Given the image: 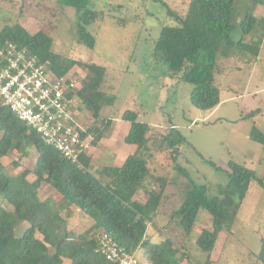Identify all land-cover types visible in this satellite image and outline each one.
<instances>
[{
	"label": "trees",
	"instance_id": "trees-1",
	"mask_svg": "<svg viewBox=\"0 0 264 264\" xmlns=\"http://www.w3.org/2000/svg\"><path fill=\"white\" fill-rule=\"evenodd\" d=\"M152 1L160 3L166 13L151 51L152 61L164 65L170 77L192 86L189 102L193 107L203 112L215 109L220 103L215 76L224 72L222 60L234 59L245 64L258 61L264 48V15L246 11L238 20L237 0H189L183 13L160 0ZM241 1L252 8L264 6V0ZM56 3L60 8L74 10L77 39L91 54L95 37L87 28L101 23L104 12L92 8L91 0H56ZM121 21V25L126 23ZM6 43L35 55L56 77L67 76L75 66L86 71L75 92V108L86 109L99 124L80 131L82 138L90 137L92 147L97 146L112 124L111 119L100 115L103 107H111L114 102L100 90L106 68L93 63L91 55L84 62L53 52L50 35L42 31L30 34L19 23L0 29V49ZM259 114L260 109L256 108L241 118L253 120ZM120 119L129 124L123 141L134 147L133 153L121 166H102L93 171L87 153L79 157L81 167L65 160L0 101V159L12 152L18 160L31 150L35 153L32 170L16 175L7 172L0 162V264H114L99 253L96 237L101 234L108 235L125 253L137 258L140 253L147 264H213L211 254L219 234L232 232L250 184L264 192V178L229 160L226 169L221 170L227 183L217 188L216 195H208L206 186L194 184L178 163L182 145L203 157L170 120L161 145L168 150L172 170L188 179L191 186L179 204L164 211L165 180L158 178L159 190H149L146 200L140 203L135 197L151 174L147 166L151 157L147 136L150 127L138 120L137 112L124 111ZM249 139L264 145V134L255 125L249 131ZM17 167L18 162L14 161L12 169ZM28 174L34 176L32 181L26 179ZM43 185L51 186L59 196L55 205L49 206L40 199L38 190ZM201 211L210 216V227L200 228L194 234ZM75 213L89 221L85 231H70L68 220ZM158 213L167 218L162 227L155 220ZM189 241L204 254L203 261L188 253ZM259 243L255 259L264 264V237L259 238Z\"/></svg>",
	"mask_w": 264,
	"mask_h": 264
},
{
	"label": "rangeland",
	"instance_id": "rangeland-1",
	"mask_svg": "<svg viewBox=\"0 0 264 264\" xmlns=\"http://www.w3.org/2000/svg\"><path fill=\"white\" fill-rule=\"evenodd\" d=\"M160 1L170 9L183 13L189 0ZM90 6L105 14L101 23L87 28L95 37L91 54L77 39L74 10L60 8L56 0H0V29L19 23L30 34L42 31L53 38V52L84 62L91 55L93 63L106 68L100 90L112 97L114 102L111 107H103L100 113L101 117L111 119L112 124L96 147L101 151V157L96 156L95 159L99 166L117 165L120 157L131 154L133 147L123 141L126 134L124 125L127 123L120 119V115L124 111H133L138 113L140 122L150 127L147 136L151 144V157L147 162L151 174L135 197L138 202L146 200L149 190H159L156 179L161 178L165 180L163 196L166 197L162 210L168 211L179 204L191 186L188 179L172 170L168 150L164 144L161 145L162 136L168 133L170 120L203 157H198L190 147L182 145L178 163L186 169L194 184L206 186L208 195H216L217 188L227 183V177L221 170L226 169L229 160L243 164L258 177L264 178V145L249 139L252 125L264 134V48L256 62L251 60L245 64L234 59L222 60L220 65H223L224 72L215 76L220 89V103L215 109L203 112L189 102L192 86L170 77L164 65L152 61L151 51L166 17L160 3L152 0H91ZM235 8L238 20L246 11L256 16L264 15L263 5L252 8L237 0ZM121 20L126 23L119 24ZM85 73V70L75 66L68 75L80 84ZM256 108L260 109V114L253 120L241 118V115ZM84 110L83 118L78 115L84 127L89 124L99 127L91 118V113ZM14 161L18 162L16 169H12ZM0 162L7 172L16 175L23 170H32L35 153L31 150L18 160L12 152ZM26 179L32 181L34 176L28 174ZM38 192L40 199L49 206L59 201V196L49 185L41 186ZM74 216L68 220L70 231H85L89 226L87 218L79 213ZM155 220L162 227L167 218L158 213ZM194 227V234L200 228L210 227L207 212L199 213ZM152 232L149 228L148 233ZM260 237H264V192L252 183L232 232L218 236L211 254L213 264H259L255 254L260 247ZM187 247L194 259L203 261L204 254L196 250L192 241L187 243ZM137 256L142 264H147L140 253ZM181 261L184 263L183 258Z\"/></svg>",
	"mask_w": 264,
	"mask_h": 264
},
{
	"label": "built area",
	"instance_id": "built-area-1",
	"mask_svg": "<svg viewBox=\"0 0 264 264\" xmlns=\"http://www.w3.org/2000/svg\"><path fill=\"white\" fill-rule=\"evenodd\" d=\"M79 82L70 75H52L39 59L26 49L6 43L0 49V101L14 116L26 123L61 156L81 167L79 157L87 153L90 141L74 120ZM101 256L114 264H142L122 251L106 234L98 235Z\"/></svg>",
	"mask_w": 264,
	"mask_h": 264
},
{
	"label": "crops",
	"instance_id": "crops-1",
	"mask_svg": "<svg viewBox=\"0 0 264 264\" xmlns=\"http://www.w3.org/2000/svg\"><path fill=\"white\" fill-rule=\"evenodd\" d=\"M76 111H77V114H75V116H74V120L77 122V125H79V127L80 126H82V130H85L89 125H91V124H89V125H87L86 127H84V124H83V121H82V118H83V116H84V112H85V110L84 109H82V110H80V109H76ZM101 113V112H100ZM82 115V118H80V117H78V115ZM78 117V118H77ZM103 118V117H102ZM104 118H106V117H104ZM108 118V117H107ZM82 122V123H81ZM127 123V122H126ZM124 129H125V132L124 133H126L125 135H124V137L127 135V133H128V130H129V124L127 123L126 125H124ZM88 140L90 139V137H88L87 138ZM103 139V137L101 138V140ZM124 139V138H123ZM101 140L99 141V143L101 142ZM90 141V140H89ZM98 143V144H99ZM98 144H97V146H98ZM97 146H95V147H92L91 145H90V147H89V150L92 148V150H88L87 151V156H90V158H91V160H90V166L92 167H94L93 168V171H95L96 169H98V168H100V167H102V166H99L98 165V163H96L95 162V159H97V158H100L101 157V151H99V149L97 150L96 149V147ZM129 146H131V145H129ZM133 147V146H132ZM133 151H134V147H133V150H132V152H131V154L133 153ZM131 154H128V155H126V156H122V158L120 157V161H117V165H112V166H121V164L123 163V161L125 160V158L127 157V156H129V155H131ZM96 156H97V158H96ZM115 156H117V154L115 155ZM118 157V156H117ZM94 160V161H93ZM98 162V161H97Z\"/></svg>",
	"mask_w": 264,
	"mask_h": 264
}]
</instances>
